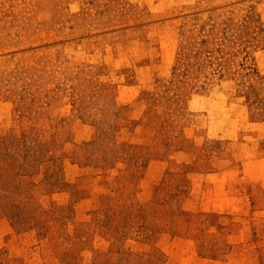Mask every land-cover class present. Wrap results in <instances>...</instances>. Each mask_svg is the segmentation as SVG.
Returning <instances> with one entry per match:
<instances>
[{
	"label": "rangeland",
	"instance_id": "1",
	"mask_svg": "<svg viewBox=\"0 0 264 264\" xmlns=\"http://www.w3.org/2000/svg\"><path fill=\"white\" fill-rule=\"evenodd\" d=\"M0 264H264V0H0Z\"/></svg>",
	"mask_w": 264,
	"mask_h": 264
}]
</instances>
